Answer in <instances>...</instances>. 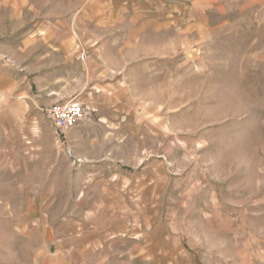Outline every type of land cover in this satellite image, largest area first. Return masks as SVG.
I'll list each match as a JSON object with an SVG mask.
<instances>
[{
    "label": "rangeland",
    "instance_id": "rangeland-1",
    "mask_svg": "<svg viewBox=\"0 0 264 264\" xmlns=\"http://www.w3.org/2000/svg\"><path fill=\"white\" fill-rule=\"evenodd\" d=\"M2 69L28 75L35 97L51 70L69 95L59 103L91 118L59 139L51 103L32 113L28 174L0 173V264L69 262L80 232L67 221L97 218L70 211L76 186L64 182L90 159L67 146L82 129L75 151L131 173L94 201L114 200L151 240L166 232L167 262L152 251L133 264H264V0H0Z\"/></svg>",
    "mask_w": 264,
    "mask_h": 264
},
{
    "label": "crops",
    "instance_id": "crops-1",
    "mask_svg": "<svg viewBox=\"0 0 264 264\" xmlns=\"http://www.w3.org/2000/svg\"><path fill=\"white\" fill-rule=\"evenodd\" d=\"M40 75L42 76H37L35 79V83L40 85L36 87L38 95L35 97L29 87L28 75L24 74L18 78H13L10 71L0 70V173L7 168L10 173H15L16 177L19 172L28 174L27 163L30 160V145L33 139L31 125H34L32 113H35L39 108L38 105L43 106L45 102L51 103L50 105L56 104L65 96H69H64L61 86L58 85L59 78L51 77L54 76L51 70H45ZM61 80L63 81L62 78ZM85 132L88 130H78L69 135L70 139L67 141V146L72 151L71 158L73 160L87 161L89 158L91 159V156L85 158L75 151L82 143L77 138L82 137ZM90 159L79 164L80 171L76 172L73 177L65 178L64 182L67 186H76L73 198L69 196V199L74 201V207L72 206L70 211H75L77 217L87 215L97 218L87 222L67 221L66 229L68 232L74 231L73 227L76 225V229L80 233L68 239L64 249L67 252L66 256L69 262L66 261L64 264H133L139 260L148 262L152 259V251L159 254L154 257L167 262L169 257L165 231L160 233L159 227H156V230L159 229V236L151 240L148 233L149 229L148 232L143 230L138 232L133 225L130 227L124 223L123 219L119 220L115 217L116 203L114 200L112 202L102 201L100 204L94 201L97 199L95 188L100 183L130 184L131 173L129 169L124 168L122 164H107L106 168L104 167L102 171H99L100 165L92 164ZM16 177L15 181L11 182L12 188L16 189L15 193L19 195L21 192L20 195L22 196L26 193V202L28 204L34 203L33 191L30 199L29 191L24 192V189H29V187L32 189L33 184L26 181L20 186ZM86 184L90 186L85 189L77 188V186ZM124 185H122L123 192H125ZM1 189L2 185H0ZM106 191L105 197L108 199L122 198L118 195L121 192L119 190L115 194L111 190ZM123 192H121L122 195ZM121 207L123 208L125 205L122 204ZM30 214L27 215L28 218L38 216L34 213H32L33 216ZM175 242L178 243L176 240Z\"/></svg>",
    "mask_w": 264,
    "mask_h": 264
},
{
    "label": "built area",
    "instance_id": "built-area-1",
    "mask_svg": "<svg viewBox=\"0 0 264 264\" xmlns=\"http://www.w3.org/2000/svg\"><path fill=\"white\" fill-rule=\"evenodd\" d=\"M44 114L46 119L51 121L59 139L65 135L66 131L81 123L89 122L91 118L90 109L75 101L52 104L44 109Z\"/></svg>",
    "mask_w": 264,
    "mask_h": 264
}]
</instances>
